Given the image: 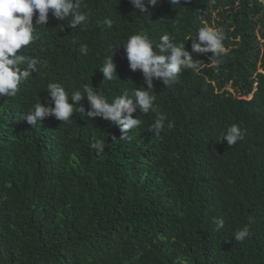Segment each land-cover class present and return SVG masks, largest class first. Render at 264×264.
Here are the masks:
<instances>
[{
    "label": "trees",
    "instance_id": "16d2710c",
    "mask_svg": "<svg viewBox=\"0 0 264 264\" xmlns=\"http://www.w3.org/2000/svg\"><path fill=\"white\" fill-rule=\"evenodd\" d=\"M84 5L88 22L75 29L51 12L43 26L34 16L38 38L19 52L47 66L0 97V264H264V0H158L145 16L129 0ZM205 21L226 34L222 63L207 66L212 53H196L199 71L184 69L168 86L154 78V103L174 123L159 138L151 111L133 113L142 123L126 139L78 106L64 122L21 120L38 98L54 107L49 82L69 97L88 84L109 102L147 88L128 66L127 37L144 31L158 42L167 33L191 52ZM111 53L118 80L102 82ZM232 124L245 135L228 146L219 136ZM94 138L105 143L99 156ZM244 226L249 236L238 242Z\"/></svg>",
    "mask_w": 264,
    "mask_h": 264
},
{
    "label": "clouds",
    "instance_id": "9594fccd",
    "mask_svg": "<svg viewBox=\"0 0 264 264\" xmlns=\"http://www.w3.org/2000/svg\"><path fill=\"white\" fill-rule=\"evenodd\" d=\"M168 2L170 5H180V0H168ZM129 3L139 11L140 16H145L148 6H156L158 0H129ZM84 7H86L84 0H0V97L16 96L22 82L32 76V73H37L41 67L47 66L46 60L25 56L23 51L19 52L38 38L37 29L33 23L34 16L35 24L43 26L48 23L49 12H51V16L57 21L68 20L67 26L75 29L88 22L87 13L82 10ZM104 24L111 28L112 20L105 19ZM195 37L198 42H192L191 52H189L185 50V43L175 42L174 38L167 33L161 35L158 42L152 40L144 31L131 34L121 47L126 54L130 70L133 72L140 70L147 88L123 89L109 102L99 89L94 91L88 84H85L82 90H73L69 97L61 84L49 82L47 93L54 107L45 106L38 98L28 111L21 114V120L27 121L33 127L41 126L44 118L49 116L64 122L72 117L78 106V111L88 120L99 117L109 121L119 128L122 133L120 139H126L129 130L139 127L142 123L139 116L133 118V113L137 110L141 114L151 111L157 113V119L150 125L149 131L159 138L165 127L172 129L174 123L168 120L165 114L158 112L154 103L156 97L153 95L154 78L162 80L165 86L171 85L177 82L179 74L184 69L200 70V62L193 61L194 54L211 52L208 66L222 63L221 56L226 52L224 44L226 34L221 28L213 27L205 21L197 29ZM192 38L193 36H188L187 41ZM87 51V46L81 45L80 52L86 55ZM21 65H25L24 70ZM99 71L103 76L102 82L118 80L112 53L104 60ZM69 99L72 101L71 104L68 103ZM82 100L87 102L89 110L85 111L81 104ZM244 135V131L238 125L232 124L220 134L219 139L223 138L228 146H232L242 141ZM104 144L103 140L93 139L91 148L95 150L97 156L104 153ZM213 223L219 230L224 227L225 220L223 217H217L213 218ZM248 236V226L234 233V239L238 242L244 241Z\"/></svg>",
    "mask_w": 264,
    "mask_h": 264
},
{
    "label": "rangeland",
    "instance_id": "374dc122",
    "mask_svg": "<svg viewBox=\"0 0 264 264\" xmlns=\"http://www.w3.org/2000/svg\"><path fill=\"white\" fill-rule=\"evenodd\" d=\"M227 89L229 90V89H230V87L228 86V87H227Z\"/></svg>",
    "mask_w": 264,
    "mask_h": 264
}]
</instances>
